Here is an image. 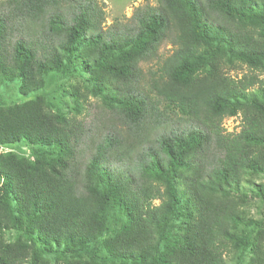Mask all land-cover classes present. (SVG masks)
Returning a JSON list of instances; mask_svg holds the SVG:
<instances>
[{"label":"trees","instance_id":"16d2710c","mask_svg":"<svg viewBox=\"0 0 264 264\" xmlns=\"http://www.w3.org/2000/svg\"><path fill=\"white\" fill-rule=\"evenodd\" d=\"M104 20L98 0L0 1V78L34 96L0 98V148L19 151L0 154V264H264L243 190L264 175V88L225 72L264 70V0H158L132 26ZM165 41L173 53L144 83L139 65ZM74 75L126 136L46 110ZM161 106L184 126L157 133ZM237 113L242 130L225 134Z\"/></svg>","mask_w":264,"mask_h":264},{"label":"rangeland","instance_id":"374dc122","mask_svg":"<svg viewBox=\"0 0 264 264\" xmlns=\"http://www.w3.org/2000/svg\"><path fill=\"white\" fill-rule=\"evenodd\" d=\"M4 1V0H0ZM99 3L104 5L105 20L103 23L104 29H107L113 25L132 26V16L134 12L139 8L158 6V0H98ZM173 53V46L170 42L165 41L159 48L157 53V58L141 63L139 69L143 77L144 83H148L152 74L157 71L161 63L171 56ZM227 70V71H226ZM225 72L227 75L235 80H239L244 76L254 75L258 84H256L253 89L264 88V70H254L251 71L244 64L235 62L232 65L226 67ZM18 81L17 79L6 80L0 78V98L9 107L19 106L24 102L30 101L34 98L33 95L23 96L18 91ZM73 89L78 90L79 96H72ZM48 98L43 97L46 110L51 113H64L67 114L68 118H76L86 124V127H90L97 137L102 134L112 131L113 133H120L123 136L127 134V128L117 117H114L109 110L103 108L101 100L93 96L91 91L86 88V82L84 78L80 75L69 76L67 78H58V82L52 87L47 89ZM74 98L77 99L80 106L79 109H75ZM162 111H166L168 120L166 123H162L161 127L157 129V133L164 131L165 127L180 128L184 126V123H179L178 118L174 114V110L168 108L160 107ZM225 134H238L242 130V114L237 113L233 117H228L223 119L221 125ZM95 134V135H96ZM24 155L27 157L29 151L27 148H21ZM7 152H19L15 145L2 146L0 148L1 153ZM247 183L243 184V190L247 193L248 206L247 213L254 219H258L264 225V196L263 199L257 198L250 192L255 189V187H261L264 195V175H254L249 174ZM181 187L179 188V190ZM160 201L156 200L153 205L157 206ZM16 232H5V240L13 241L16 237ZM50 258V257H46ZM52 259V258H50Z\"/></svg>","mask_w":264,"mask_h":264}]
</instances>
